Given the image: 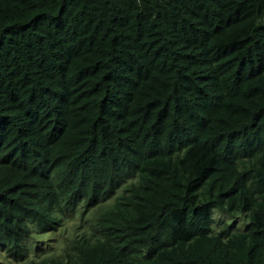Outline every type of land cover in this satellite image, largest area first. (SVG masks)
<instances>
[{
    "label": "trees",
    "instance_id": "16d2710c",
    "mask_svg": "<svg viewBox=\"0 0 264 264\" xmlns=\"http://www.w3.org/2000/svg\"><path fill=\"white\" fill-rule=\"evenodd\" d=\"M0 264H264V0H0Z\"/></svg>",
    "mask_w": 264,
    "mask_h": 264
}]
</instances>
